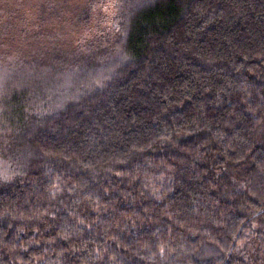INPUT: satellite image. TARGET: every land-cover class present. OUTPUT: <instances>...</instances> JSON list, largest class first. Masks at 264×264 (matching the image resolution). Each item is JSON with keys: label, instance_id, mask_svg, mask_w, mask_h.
Wrapping results in <instances>:
<instances>
[{"label": "trees", "instance_id": "trees-1", "mask_svg": "<svg viewBox=\"0 0 264 264\" xmlns=\"http://www.w3.org/2000/svg\"><path fill=\"white\" fill-rule=\"evenodd\" d=\"M86 3L0 0V264H264V0Z\"/></svg>", "mask_w": 264, "mask_h": 264}, {"label": "rangeland", "instance_id": "rangeland-1", "mask_svg": "<svg viewBox=\"0 0 264 264\" xmlns=\"http://www.w3.org/2000/svg\"><path fill=\"white\" fill-rule=\"evenodd\" d=\"M21 5L14 15V19L17 20L18 27L16 32L20 31V28L26 30H35V25H39L38 22L43 20V23L39 25L41 32H55L57 41L60 37L69 36V40L74 39L71 37L85 27V23H80L79 20L85 14H91L93 9L87 5V0H21ZM58 2H63V5L57 6ZM87 5V7H86ZM100 11L99 16L103 14L107 15L112 11V8L107 6ZM53 13H57L53 16ZM102 14V15H101ZM94 15V14H93ZM95 16V15H94ZM92 19V18H91ZM34 25V27H32ZM15 32V33H16ZM61 39V38H60ZM63 40V39H61Z\"/></svg>", "mask_w": 264, "mask_h": 264}]
</instances>
